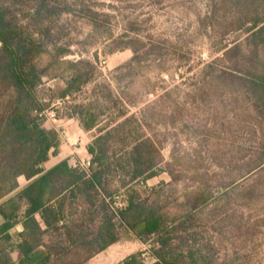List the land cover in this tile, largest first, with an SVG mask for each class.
Listing matches in <instances>:
<instances>
[{"label": "rangeland", "instance_id": "rangeland-1", "mask_svg": "<svg viewBox=\"0 0 264 264\" xmlns=\"http://www.w3.org/2000/svg\"><path fill=\"white\" fill-rule=\"evenodd\" d=\"M3 1L21 24L28 22L32 0ZM57 2L71 12L48 26L57 41L72 45L73 54L65 59L92 62L93 77L81 92L45 112L46 126L62 136L60 154L46 167L63 159L81 167L90 160L87 146L97 130L85 131L77 117L66 118L75 104L93 105L100 126L134 118L113 152L124 162L139 144L159 175L123 188L121 171L110 174L114 206L124 205L129 191L161 200L169 221L187 228L180 236L198 264H264V115L244 87L258 58L245 46L229 56L223 49L240 31L201 27L206 0ZM240 38L244 42L246 36ZM55 84L62 82L46 81L42 98L49 99ZM19 182L26 184L24 177ZM201 192L207 201L187 216L189 197ZM96 200L98 206L104 197ZM89 209L81 198L73 205V218L85 219ZM118 231L119 241L86 264H122L140 251L153 263L149 245L123 228Z\"/></svg>", "mask_w": 264, "mask_h": 264}, {"label": "trees", "instance_id": "trees-1", "mask_svg": "<svg viewBox=\"0 0 264 264\" xmlns=\"http://www.w3.org/2000/svg\"><path fill=\"white\" fill-rule=\"evenodd\" d=\"M57 1L32 0L28 22L21 24L0 0V264H86L119 241V227L150 246L151 264H198L194 249L180 236L181 228H187L178 220L169 221L161 200L149 201L129 191L124 205L114 206L110 174L121 171L123 188L159 175L139 144L124 162L113 152L114 142H123L121 135L134 118L100 126V114L90 109L93 105L75 104L66 118L77 117L85 131L97 130L87 146L90 166H72L64 159L46 169L60 154L62 136L57 128L46 126L45 112L57 100L81 92L93 77L92 62L65 59L73 54L72 45L57 41L48 26L51 19L71 12ZM206 1L201 27L240 31L232 45L223 46L225 55L241 54L245 46L258 58L244 87L264 115V0ZM244 35V42H239ZM53 80L62 84L48 89L49 99L42 98L40 89ZM21 177L27 180L24 186ZM97 196L104 197L98 206ZM207 197L206 192L189 197L187 216ZM81 198L90 209L85 219H75L73 205ZM84 252L85 258L79 255ZM144 254H132L122 264H148Z\"/></svg>", "mask_w": 264, "mask_h": 264}, {"label": "built area", "instance_id": "built-area-1", "mask_svg": "<svg viewBox=\"0 0 264 264\" xmlns=\"http://www.w3.org/2000/svg\"><path fill=\"white\" fill-rule=\"evenodd\" d=\"M1 45H2V43L0 42V46ZM89 166H90V160H88L87 162H84V165L81 166V167H83V168H89Z\"/></svg>", "mask_w": 264, "mask_h": 264}, {"label": "crops", "instance_id": "crops-1", "mask_svg": "<svg viewBox=\"0 0 264 264\" xmlns=\"http://www.w3.org/2000/svg\"><path fill=\"white\" fill-rule=\"evenodd\" d=\"M57 157H58V156H57ZM57 157H56V158H57ZM63 160H64V159H63ZM60 161H62V160H60ZM60 161H58V162H55V164H53V165H52V166H50V167H48V166H47V167H46V169H50V168H52L54 165H56V164H57V163H59ZM25 180H26V179H25ZM26 183H27V180H26Z\"/></svg>", "mask_w": 264, "mask_h": 264}]
</instances>
